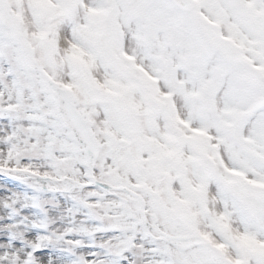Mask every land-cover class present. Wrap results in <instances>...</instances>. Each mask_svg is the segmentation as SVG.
I'll use <instances>...</instances> for the list:
<instances>
[{
    "label": "snow or ice",
    "instance_id": "6c2138e0",
    "mask_svg": "<svg viewBox=\"0 0 264 264\" xmlns=\"http://www.w3.org/2000/svg\"><path fill=\"white\" fill-rule=\"evenodd\" d=\"M0 264H264V0H0Z\"/></svg>",
    "mask_w": 264,
    "mask_h": 264
}]
</instances>
